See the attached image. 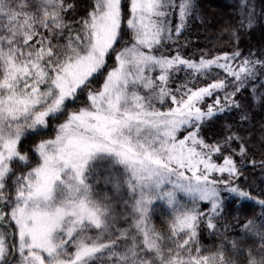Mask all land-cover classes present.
<instances>
[{
	"label": "snow or ice",
	"instance_id": "6c2138e0",
	"mask_svg": "<svg viewBox=\"0 0 264 264\" xmlns=\"http://www.w3.org/2000/svg\"><path fill=\"white\" fill-rule=\"evenodd\" d=\"M230 4L0 0V264H264V5Z\"/></svg>",
	"mask_w": 264,
	"mask_h": 264
},
{
	"label": "trees",
	"instance_id": "16d2710c",
	"mask_svg": "<svg viewBox=\"0 0 264 264\" xmlns=\"http://www.w3.org/2000/svg\"><path fill=\"white\" fill-rule=\"evenodd\" d=\"M201 3H203L206 7V10L208 13L218 14L221 10L227 11L229 13L233 12V6L230 4V0H200ZM257 5H264V0H256ZM210 34H215V30L213 29ZM262 34H264V18H260L258 22L257 28L249 35L243 37V43L241 47H244L245 44H252V45H258L264 37H262ZM200 39H199V46L204 47L205 44H208L209 47H212V44L208 43L204 39V34L201 31L199 33ZM190 38L193 40L194 43H196L197 39V33L193 31ZM242 212L246 213L248 216L252 215L253 209L245 206V208L241 209ZM233 215H235V209L232 210ZM255 212L258 214L259 209H255ZM163 220V217L161 216L160 211H157L155 215L152 218V223L156 225L157 228L160 227L161 221ZM214 239L212 237H209L206 233L203 237L202 244L205 247H211L214 243Z\"/></svg>",
	"mask_w": 264,
	"mask_h": 264
}]
</instances>
